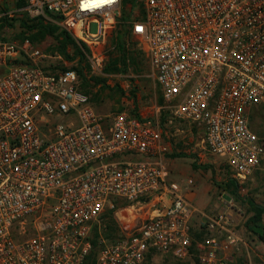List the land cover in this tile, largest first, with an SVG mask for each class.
<instances>
[{
    "label": "built area",
    "instance_id": "2783aa9c",
    "mask_svg": "<svg viewBox=\"0 0 264 264\" xmlns=\"http://www.w3.org/2000/svg\"><path fill=\"white\" fill-rule=\"evenodd\" d=\"M137 1L128 21L121 0H24L18 12L85 46L94 75L123 26L172 116L167 124L199 128L206 152L243 182L264 166V135L249 123L264 107V0ZM160 109L101 116L63 57L0 36V264H85L92 252L94 264H143L149 252L226 264L222 254L243 243L237 217L202 214L203 238L193 239L196 210L184 195L193 181L169 180ZM107 212L121 215L113 240L103 235Z\"/></svg>",
    "mask_w": 264,
    "mask_h": 264
},
{
    "label": "rangeland",
    "instance_id": "374dc122",
    "mask_svg": "<svg viewBox=\"0 0 264 264\" xmlns=\"http://www.w3.org/2000/svg\"><path fill=\"white\" fill-rule=\"evenodd\" d=\"M17 0H0V36L9 40H19L29 38L35 31H28L22 25L24 22L32 24L36 18H30L24 13L18 12L21 8L17 5ZM122 20L131 19L140 9L139 2L132 7L129 3L124 5L121 2ZM4 19V21L2 20ZM45 23H54L46 20ZM60 28V26H58ZM123 26L117 29L107 38L104 46L105 64L102 74L90 72L86 61L79 63V57L76 56V49L67 48V54L72 60H66L68 67L81 70L80 90L89 95L91 104L101 116H111L118 112H125L135 117H150L156 113V108L164 106L159 89L153 79L150 77L149 66L138 49L135 40L128 35L125 41V48L132 53L126 55L125 66L122 65L120 52L114 46V40L122 31ZM61 29V28H60ZM62 30V29H61ZM128 32V31H127ZM72 38V37H71ZM73 39V38H72ZM74 40V39H73ZM77 44V42L74 40ZM44 53L50 55H60L58 50L59 43L54 38L47 37L45 40L38 39L34 42ZM78 45V44H77ZM80 46V45H78ZM133 58V60H132ZM116 61V64L114 63ZM53 64L52 69H56L55 60H49ZM118 71H111L113 65ZM76 70V69H75ZM108 70V71H107ZM158 122L162 128L164 139L171 144L173 153L169 156L172 160V168L181 171L183 178H191L195 184L205 190V197L211 199L213 203L223 202L218 206L221 210L230 211L237 220L242 222L243 226L247 219L253 215L251 203L264 207V166L253 172L243 182H236L238 188L234 194L233 187H228L231 179L235 180L229 172L225 161L216 156L206 154L200 149V136L196 132H189V126L185 123L172 119V124L167 121L172 118L171 114L164 108L157 113ZM250 127L258 135H264V107L254 108L249 116ZM194 165L196 167H194ZM172 169V170H173ZM236 181V180H235ZM232 199L231 204L228 201ZM124 205V204H121ZM119 204V206H121ZM212 206V205H211ZM211 207L206 211H211ZM105 216V215H104ZM105 225L103 235L110 240L120 236L119 221L114 214H108L103 217L101 222ZM238 226H242L241 225ZM239 227V228H240ZM96 240V235L93 236ZM143 264H200L196 257L179 260L173 256H148Z\"/></svg>",
    "mask_w": 264,
    "mask_h": 264
},
{
    "label": "crops",
    "instance_id": "0c3cea01",
    "mask_svg": "<svg viewBox=\"0 0 264 264\" xmlns=\"http://www.w3.org/2000/svg\"><path fill=\"white\" fill-rule=\"evenodd\" d=\"M148 117V116H147ZM144 118V117H141ZM182 123H185L189 126V131L191 134L192 132H196V134H199L200 136V149L204 150L206 154H208L205 150L204 144H203V132L197 128L196 126L189 124L185 121L178 120ZM172 124V123H171ZM164 134L162 135L163 140L166 142V144L169 146L170 152L165 157V163L169 171V180L178 184H183L186 181H188L191 178H183V174L181 171L176 170L172 168V160L170 159V155L173 153V148L170 143H168L164 139ZM220 158V157H218ZM222 159V158H221ZM224 160V159H223ZM225 161V160H224ZM226 164V163H225ZM173 169V170H172ZM193 186L184 189V195L186 199L190 202V204L193 206V208L196 210V213L193 214L191 219V231H192V237L196 240H201L203 238V232L201 230V226L203 223V217L202 214H211L214 211H222L218 208L223 202L213 203L212 200L207 197H205L206 193L205 190L201 187L198 188V186L195 184L194 180ZM237 182V181H235ZM212 205V206H211ZM211 207V211H206L208 208ZM224 210V209H223ZM119 217L121 215H117L116 219L121 220ZM236 217V216H235ZM239 224V220H237L236 226ZM242 222H240L239 225H241ZM236 228L238 235L240 236L242 240V244L238 248H233L229 250L228 252H224L222 255L226 259V264H264V242L261 241L256 235L249 232L245 225L239 228ZM148 255H156V253L149 252L146 255V258ZM159 255V254H157ZM170 255V254H169ZM160 256H168V255H160ZM172 256V255H170ZM194 255H192L190 258H192ZM145 258V260H146ZM145 262V261H144Z\"/></svg>",
    "mask_w": 264,
    "mask_h": 264
},
{
    "label": "trees",
    "instance_id": "16d2710c",
    "mask_svg": "<svg viewBox=\"0 0 264 264\" xmlns=\"http://www.w3.org/2000/svg\"><path fill=\"white\" fill-rule=\"evenodd\" d=\"M17 5L19 8H22L25 3L24 0H17ZM122 4H130L132 7L136 6L137 0H121ZM4 21V19H2ZM46 19L43 17L36 18L32 21V24H27L24 22L22 25H24L28 31H35L32 36L29 37V39L34 43L38 39L45 40L47 37L54 38L58 41L59 46L58 50L60 51L61 55L64 59L72 60L70 56L67 54V48L73 47L76 49V56L79 57V63H82L83 61H86L85 53L87 54V48L85 46H78L74 40L63 30H61L56 24L54 23H45ZM3 27L2 24H0V29ZM122 31L117 34L115 40H114V46L115 48L121 53L120 56L122 57L121 62L122 65L125 66V59L126 55L130 54V58L132 57V53L130 52V49L125 48V41L124 39L127 38V30L124 27H121ZM24 38V37H23ZM23 38L19 39L22 40ZM133 60V58H132ZM116 64V61H114ZM115 64L112 66V69H109L111 71H118V69L115 67ZM89 66V64H88ZM79 75H81V70L78 68H75ZM108 71V70H107ZM194 167H196L194 165ZM228 187H233L234 194L237 192V184L235 180L231 179L230 182H228ZM253 215L250 216L247 221L245 222L246 229L251 232L252 234L256 235L261 241L264 242V207L256 205L251 203ZM111 214V212H107L105 214L108 215ZM104 216V217H105ZM97 238V234H96ZM93 244H95V241L93 240ZM149 257L151 255H148ZM147 256V257H148ZM95 261V252H92L86 259L85 264H94Z\"/></svg>",
    "mask_w": 264,
    "mask_h": 264
}]
</instances>
